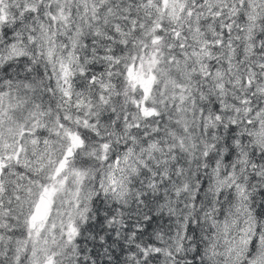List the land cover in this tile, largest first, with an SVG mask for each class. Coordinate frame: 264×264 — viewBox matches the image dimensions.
Masks as SVG:
<instances>
[{
  "label": "snow or ice",
  "instance_id": "1",
  "mask_svg": "<svg viewBox=\"0 0 264 264\" xmlns=\"http://www.w3.org/2000/svg\"><path fill=\"white\" fill-rule=\"evenodd\" d=\"M0 264H264V0H0Z\"/></svg>",
  "mask_w": 264,
  "mask_h": 264
}]
</instances>
